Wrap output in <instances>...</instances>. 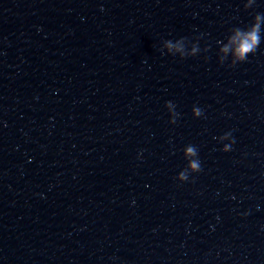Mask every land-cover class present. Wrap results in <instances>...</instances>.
<instances>
[{
	"label": "water",
	"instance_id": "water-1",
	"mask_svg": "<svg viewBox=\"0 0 264 264\" xmlns=\"http://www.w3.org/2000/svg\"><path fill=\"white\" fill-rule=\"evenodd\" d=\"M0 264H264V0H0Z\"/></svg>",
	"mask_w": 264,
	"mask_h": 264
},
{
	"label": "clouds",
	"instance_id": "clouds-1",
	"mask_svg": "<svg viewBox=\"0 0 264 264\" xmlns=\"http://www.w3.org/2000/svg\"><path fill=\"white\" fill-rule=\"evenodd\" d=\"M260 19L261 17L258 15L256 17L257 23L250 32H247V33H243L240 31L236 32V36L234 37V42L239 41L238 47L236 48L237 59L244 60L248 53H251L256 50V47L260 42V39H259ZM168 46L171 47L172 45L169 44ZM225 51H227V49H225ZM197 114H199L198 111H197ZM187 152L189 155L196 154L195 150L191 147L188 148ZM190 167L194 171L200 170L199 161L193 160L190 164ZM181 178L186 179L187 177L182 173Z\"/></svg>",
	"mask_w": 264,
	"mask_h": 264
}]
</instances>
